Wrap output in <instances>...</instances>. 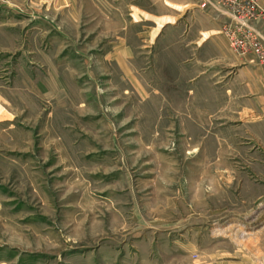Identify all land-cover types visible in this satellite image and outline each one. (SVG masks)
<instances>
[{
    "label": "rangeland",
    "instance_id": "1",
    "mask_svg": "<svg viewBox=\"0 0 264 264\" xmlns=\"http://www.w3.org/2000/svg\"><path fill=\"white\" fill-rule=\"evenodd\" d=\"M132 4L0 0V264H264V146L195 113Z\"/></svg>",
    "mask_w": 264,
    "mask_h": 264
},
{
    "label": "crops",
    "instance_id": "2",
    "mask_svg": "<svg viewBox=\"0 0 264 264\" xmlns=\"http://www.w3.org/2000/svg\"><path fill=\"white\" fill-rule=\"evenodd\" d=\"M256 3L264 9V0ZM129 12L134 24L147 22L144 34L153 35L152 48L175 51L172 58L171 51L167 55L166 71L182 82L181 96L198 107L195 113L215 116L221 125L245 127L264 146V61L252 43L244 54L234 53L225 34L234 25L218 0H135ZM251 28L264 40L263 20L255 19ZM172 33L181 40L164 42Z\"/></svg>",
    "mask_w": 264,
    "mask_h": 264
},
{
    "label": "built area",
    "instance_id": "3",
    "mask_svg": "<svg viewBox=\"0 0 264 264\" xmlns=\"http://www.w3.org/2000/svg\"><path fill=\"white\" fill-rule=\"evenodd\" d=\"M219 6L230 16L232 19L237 20V22L241 25H245L249 20L255 19L258 16V13L254 10V8H249L251 3H244L243 6L239 0H218ZM245 7V8H244ZM264 18V10L262 11V16ZM233 46L242 50L243 46L240 42H233ZM261 53L258 52V57L261 58ZM264 60V59H263Z\"/></svg>",
    "mask_w": 264,
    "mask_h": 264
}]
</instances>
